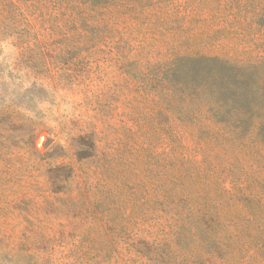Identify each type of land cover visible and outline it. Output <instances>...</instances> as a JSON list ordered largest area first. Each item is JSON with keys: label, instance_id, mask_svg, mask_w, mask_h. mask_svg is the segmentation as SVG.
<instances>
[{"label": "trees", "instance_id": "obj_1", "mask_svg": "<svg viewBox=\"0 0 264 264\" xmlns=\"http://www.w3.org/2000/svg\"><path fill=\"white\" fill-rule=\"evenodd\" d=\"M258 6L257 0H0L1 64L30 83L28 92L126 79L128 92L97 113L115 111L136 124L123 134L132 153L162 148L161 157L139 161L143 178L132 163L119 178L107 172L91 179L64 156L47 153L48 162L35 169L48 193L39 209L62 218L68 238L89 244L119 224L153 223L174 208L210 231L228 214L264 219V153L236 123L234 103L216 78L195 76L202 58H230L240 38L227 27H241L243 9L251 26ZM37 131L31 124L24 138ZM102 139L94 130L74 134L76 162L95 157ZM20 241L15 249L4 244L0 264H51L52 250L30 231Z\"/></svg>", "mask_w": 264, "mask_h": 264}, {"label": "rangeland", "instance_id": "obj_2", "mask_svg": "<svg viewBox=\"0 0 264 264\" xmlns=\"http://www.w3.org/2000/svg\"><path fill=\"white\" fill-rule=\"evenodd\" d=\"M257 2L251 26L244 19L243 9L241 27L234 30L227 27L230 34L240 38L230 58H202L195 76L200 79L206 74L216 78L217 85L225 89L224 97L234 103L236 123L264 153V0ZM8 52L5 50L1 57H7ZM1 60L0 250L4 244L17 248L22 233L30 231L52 250L51 264H264V219L256 212L247 218L228 214L222 227L210 231L188 222L174 208L164 216L159 215L153 223L129 220L89 244L73 242L67 237L69 227L62 218L39 209L41 196L48 193L44 180L35 179V169L36 165L48 162L47 153L64 156L65 162L85 176L97 179L107 172L112 173L110 178L116 174L119 178L122 168H130L132 163L142 170L139 161L144 162L150 154L161 157L162 148L156 144L150 152L132 153V146H126L130 140L123 134L126 128L135 129L136 124L115 111L104 116L97 113L110 98L128 92L131 86L126 79L94 82L91 89L28 92L30 83L14 78L2 67ZM31 124H37L39 131L30 139L24 138L30 134ZM85 125L89 127L84 129ZM82 130H94L103 139L95 157L76 162L71 138ZM140 175L144 177L143 170ZM25 196L33 198L36 205L26 207Z\"/></svg>", "mask_w": 264, "mask_h": 264}]
</instances>
